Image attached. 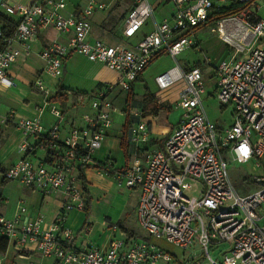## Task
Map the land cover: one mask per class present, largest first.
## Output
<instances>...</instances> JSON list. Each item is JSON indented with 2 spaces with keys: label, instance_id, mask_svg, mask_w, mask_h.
I'll return each mask as SVG.
<instances>
[{
  "label": "built area",
  "instance_id": "1",
  "mask_svg": "<svg viewBox=\"0 0 264 264\" xmlns=\"http://www.w3.org/2000/svg\"><path fill=\"white\" fill-rule=\"evenodd\" d=\"M167 1L173 5L171 12L156 18L152 0H130L121 26L123 38L109 44L90 36L92 15L109 7L104 1L84 0L81 8L73 9L67 0H31L28 4L0 0L1 9L18 15L11 37L2 38L0 28V83H12L7 77L10 67L19 56L30 53L31 41L46 29L65 35L63 40L52 39L38 53L46 75L59 78L64 60L74 52L103 63L118 75L115 82L78 94L81 101H89L90 111L81 114L82 125L72 126L64 138L58 121L45 130L40 117L15 119L24 135L17 147L23 155L4 170V178L43 194L60 193L63 200L48 225L42 214L28 218L24 205L11 217L0 214V236L7 242L32 245L54 264L170 262L171 255L153 239H163L182 250L196 241L208 264H264V176H254L252 183L258 188L240 195L229 177L226 160L248 163L257 159L255 166H260L264 157V21L258 14V0ZM233 5L240 9L212 23L218 37L230 47L215 68V95L222 105L232 106L233 119L218 129L203 105L206 86L202 70L198 66L183 68L176 56L197 46L195 26ZM147 22L150 30L129 42ZM163 53L173 57L175 64L155 75L157 88L165 90L179 81L183 86L175 103L180 110L176 125L161 146H154L143 109L132 105L124 110V105L137 77ZM32 86L46 93L40 77ZM118 98L121 105L115 103ZM44 107L61 118L55 103L47 100ZM115 113L129 119L131 151L124 171L105 174L119 187L139 189L136 220L147 238L130 239L120 233L106 248L76 249L75 233L66 225V217L71 210L85 208L79 168L89 164ZM9 118L14 119L12 111L0 115V123ZM190 180L198 184V195L185 194L193 188ZM109 228L118 231L116 223H110ZM222 242H228L229 249L212 258L209 247Z\"/></svg>",
  "mask_w": 264,
  "mask_h": 264
},
{
  "label": "crops",
  "instance_id": "2",
  "mask_svg": "<svg viewBox=\"0 0 264 264\" xmlns=\"http://www.w3.org/2000/svg\"><path fill=\"white\" fill-rule=\"evenodd\" d=\"M128 1L130 4V0ZM152 1L155 7L156 18H160L161 16L170 13L173 8V5L167 0ZM8 2L28 4L31 2V0H8ZM67 2L68 7L73 9H79L84 4V0H67ZM99 12L103 11L95 12L91 17V39L99 38L109 44L121 41L123 38L121 36L122 27H120L119 34L113 36L112 38L97 35L93 22L97 20L96 18L102 17L103 14L100 16L98 15ZM0 13L8 15L13 19H18V15L8 14L1 8ZM150 28L151 24L149 22L145 23L141 27L139 34L129 39L128 41L135 42L144 33L148 32ZM194 37L197 40V46L188 47L184 50H188L189 48H196L198 50H201L202 43L200 39L195 35ZM52 39L63 40L65 39V35L58 33L53 29H46L41 31L37 38L31 41L30 53L28 55L19 56L16 62L10 67L7 77L12 83H0V115H5L9 111H12L14 113V119L9 118L7 122L0 123V214L6 217H11L16 212L19 205H24L28 209V218H34L37 214H42L44 216L43 223L45 225L51 223L57 212L60 210L63 196L60 193L43 194L39 190L24 186L17 181L7 180L3 175L4 170L10 167L23 155L18 151L17 147L19 142L24 138V135L22 131L16 126L15 119L40 117L45 130H47L53 123L58 121L60 137L64 138L72 126L82 125L80 116L78 118V116H76L74 112V110H77L75 108H78V106H85L81 103L82 101L79 99L78 94L87 92L90 93L99 85L112 82L105 80L100 71L103 67L108 68L106 65L100 62L89 61L77 52L71 53L66 57L63 64V73L59 78H52L49 75L43 73L41 70L42 61L40 60L38 53ZM226 56H224L223 58H225ZM222 59H220V61ZM77 60H83V62H86L90 66H93L94 73L87 77V83H84L82 81L74 82L75 80L73 79V76L75 75V73L78 70L84 71L80 69V67L76 64ZM218 63L215 65L217 66ZM179 64L183 68L198 66L201 70V67L203 66L199 62L193 64ZM216 66L214 67V69L216 68ZM36 77H40L43 83L45 82L49 88H52V90L49 91L47 86H45L44 84L43 85L46 89V93L36 90L32 86V83L36 79ZM140 77L142 78V74ZM117 78L118 75L116 79ZM116 79L113 81H116ZM135 82L133 84L134 91ZM58 84H60L64 88V91L62 92L64 100L61 102L52 100ZM47 100L55 103L59 107L61 111V118L59 120L50 113L48 108L44 107V103ZM117 100L120 101L121 105V99L118 98ZM139 100L141 101V99ZM154 104L155 105L152 107H155L156 110L151 112V108L148 111V114L144 113L145 110L142 106H140V108L143 109V115L150 125L151 144H153L154 146H161L163 143V139L175 127L177 121L174 123H166L164 120L168 117V113L164 112L163 115L165 117L163 116V121L161 123L162 130H155V124L158 122L157 117H159L158 115L160 111L162 109H165L163 107L158 108L159 104H156L155 102ZM114 116H120L121 118H123V121L119 123L118 127H115L112 123L111 126L105 131L106 134L100 146L96 148L90 155L91 157L89 164L94 162L108 161V163L112 164V166L115 168H121L125 166L126 159L121 147V141L124 136L125 143L127 144V154L129 156L131 151L128 143L129 122L127 124L126 132L124 133L123 124L126 117L121 113H117L116 115L114 114L113 117ZM221 129H223V127H221ZM40 152L41 151H38L37 153L40 154ZM78 176L79 186L80 188H83L84 185L82 183V178L80 175ZM83 180L85 188L89 194V208L92 207V205L90 204V198H92V187L94 190H96L97 192H102V194L104 195L111 192L114 186H117L112 176L96 170L93 167L83 168ZM118 188L119 193L116 195V200H119V202H121L122 210L125 208H127V210L132 209L133 212H135L136 220V205L139 195V189L127 187ZM84 199L87 203V195L84 196ZM110 213V211L104 210L102 214H99V216H97L90 210L87 218V224L85 225L84 211H77L75 209L71 210L66 217V225L75 233V237L73 240L74 247L76 249H82L90 246L106 248L109 245L110 240L114 237H119L120 233L125 234V236L129 237L130 239L147 238L146 233L142 229L141 230L144 232V235L140 236L141 238H138V235L136 234L128 232L127 229L130 228L123 225V222L121 220L122 215L120 216V214L116 215V218L118 219L116 224L118 225V231H120L119 233L118 231L112 232L109 228L110 224H108L109 220L111 219ZM152 241L163 250L172 252L178 251V255L180 254L179 256L182 257L180 261L179 256L177 259H174V256H172V260L170 262L160 261L159 264H178L179 262H182V259H184V252L188 247L182 250L163 239H153ZM191 245L198 246L196 241H194ZM200 259H202L201 256H199L197 260L200 261ZM54 262L55 261L52 258L41 257L32 245L18 246L12 242H7L4 252H0V264H54Z\"/></svg>",
  "mask_w": 264,
  "mask_h": 264
},
{
  "label": "rangeland",
  "instance_id": "3",
  "mask_svg": "<svg viewBox=\"0 0 264 264\" xmlns=\"http://www.w3.org/2000/svg\"><path fill=\"white\" fill-rule=\"evenodd\" d=\"M101 1L108 3L109 7L103 12H99L98 15L101 16L103 14L104 16L102 15L101 18H96L97 20L93 22L94 28L97 32V35L112 38L113 36L119 34L124 16L129 8V1ZM258 4V14L264 21V0H258ZM213 28L214 26L212 23H207L196 29L194 31V35L197 36V38H199L202 43L201 50H198L196 48L182 50L176 56V59L179 63L193 64L199 62L201 65H203L201 68L203 73V82L206 86V93L203 95V105L207 112L208 118L216 125L218 129H221V127H227L231 123V119H233L232 106L230 104L222 105L221 103H219L215 95L216 76L214 67L216 66L215 64L220 61V59L229 54L230 47L225 44L219 37H217V34ZM174 60L175 59L168 54L159 55L145 67L142 72V79L135 82V91L132 101L133 103H136L137 101H139V99H141L142 105L147 106V102L153 101L156 104L162 105L161 107L165 109H162L158 115L159 117H157L158 122L155 124V130L157 131L162 130L161 123L163 121L164 112L168 113V117L164 120L166 123L176 122L180 115V110L179 108L175 107V103L177 101L178 94L183 86V82L179 81L165 90H160L157 88L154 81L155 75L162 73L166 70L165 68L175 64ZM76 64L80 67V69L84 71H79L77 69L78 71L73 76V79L75 80L74 82L82 81L84 83H87V77L94 73L93 66H90L86 62H83V60H77ZM100 71L105 80L115 82L113 80H115L117 77L116 72L106 67H103ZM43 84L47 86L49 91L52 90V88H49L45 82ZM81 103L85 106L80 105L78 106V108H75L77 110H74L78 118L79 116H81V114L90 111L88 100L85 99ZM115 103L120 105L119 100L115 101ZM151 108V112L156 110L155 107H147L146 110L149 111ZM116 114L117 113H115V115ZM121 121H123V118H121L120 116H114L112 123L115 127H118ZM226 160L229 177L240 195L252 192L258 188V186L252 183V179L256 175L264 176V157L259 160L260 166H255V162H258L257 159H253L248 163L233 162L229 158H226ZM191 182L193 183V188L186 190L185 194L198 195V184L194 183L193 181ZM118 187V185L114 186L111 192L104 195L102 194V192H97L92 187V198H90V204L92 205V207L90 208V210L97 216H99V214H102L104 210L110 211L111 219L109 220L108 224L117 223L118 219L116 218V215H122L121 220L123 222V225L130 228L127 229L128 232L136 234L138 235V238H141L140 236H143L144 232L141 230L137 221L135 220V212H133L132 209L127 210V208L122 210L121 202H119V200H116V195L119 193ZM81 191L83 195L86 196V192L83 188H81ZM212 247H209V254L212 258H219L221 257L223 252L229 249L230 244L228 242H222L218 244V246ZM165 251H167L171 255V257L174 256V259H177L180 255H178V251ZM203 253L204 250L199 249L198 246L191 245L185 250L184 259H182V262H179L178 264H192L197 261L199 256H201L202 259H200V262L198 264H208L207 259L203 258ZM179 258L181 261L182 257L179 256Z\"/></svg>",
  "mask_w": 264,
  "mask_h": 264
},
{
  "label": "trees",
  "instance_id": "4",
  "mask_svg": "<svg viewBox=\"0 0 264 264\" xmlns=\"http://www.w3.org/2000/svg\"><path fill=\"white\" fill-rule=\"evenodd\" d=\"M240 9V6L238 5H233V6H229V7H224V9H222L221 11H218L216 12L215 14H213L212 17L209 18V20L204 23V24H207V23H213V21H215L216 19L218 18H221L223 16H227V15H230V14H233L235 12H237L238 10ZM17 21L18 19L16 18H12L8 15H5L3 13H0V28L2 30V38H8V37H11L12 34H13V31H14V28L17 24ZM204 24H200V25H197L193 28V31H195L196 29L200 28L202 25ZM160 54L156 55L153 59L157 58ZM152 59V60H153ZM141 75H139L137 77L136 80H141L142 78L140 77ZM64 91V88L58 84L57 87H56V92H55V95L52 97V100H57V101H63L64 100V96H63V92ZM133 97H134V88H133V85L131 86L130 90L127 92L126 94V101H125V105H124V110H127L130 106H142L143 109L145 110V114H148V111L146 110L147 107H152L154 106V102L153 101H149L147 102V106H143L142 105V100L140 101H137L136 103H133ZM158 106V105H157ZM162 105H159L158 108H161ZM129 122V119H125V122L123 124V130H124V133L126 132V129H127V124ZM121 147L123 149V152H124V156H125V159H126V164L124 167H121V168H115L112 166V164H109L108 161H104V162H94V163H90V164H86L84 165L83 167H80L79 168V175L81 176L82 178V183H83V188L86 192V195L88 197V202L85 204V208H84V212H85V220H84V224L86 225L87 224V218H88V215H89V211H90V208H89V194H88V191L86 190L85 188V184H84V180H83V168L85 167H93L94 169L96 170H99V171H102L104 173H113V172H122L124 171L127 163H128V160H129V156L127 154V144L125 143V139H124V136L122 138V141H121ZM6 245H7V239L3 236H0V252H4L5 248H6Z\"/></svg>",
  "mask_w": 264,
  "mask_h": 264
}]
</instances>
